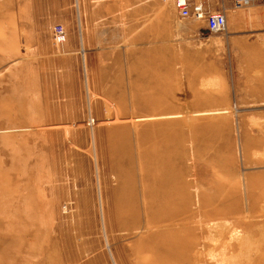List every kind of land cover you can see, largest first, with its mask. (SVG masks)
Returning <instances> with one entry per match:
<instances>
[{"label": "rangeland", "instance_id": "obj_1", "mask_svg": "<svg viewBox=\"0 0 264 264\" xmlns=\"http://www.w3.org/2000/svg\"><path fill=\"white\" fill-rule=\"evenodd\" d=\"M227 30L163 0H0V264L168 260L150 206L207 251L234 231L264 253V114L234 104Z\"/></svg>", "mask_w": 264, "mask_h": 264}, {"label": "crops", "instance_id": "obj_2", "mask_svg": "<svg viewBox=\"0 0 264 264\" xmlns=\"http://www.w3.org/2000/svg\"><path fill=\"white\" fill-rule=\"evenodd\" d=\"M262 8L261 4L254 5L248 9L249 15L238 10L228 15L230 35L226 42L236 53L232 61L236 71L234 104L258 106L245 110L264 114V19L252 15Z\"/></svg>", "mask_w": 264, "mask_h": 264}, {"label": "bare ground", "instance_id": "obj_3", "mask_svg": "<svg viewBox=\"0 0 264 264\" xmlns=\"http://www.w3.org/2000/svg\"><path fill=\"white\" fill-rule=\"evenodd\" d=\"M228 23V22H227ZM218 43H221V40H217ZM156 104V103H155ZM154 104V105H155ZM158 105V104H156ZM152 106L153 110L155 109L153 105H150ZM160 107V106H159ZM158 109V108H157ZM156 110V109H155ZM154 110V111H155ZM158 112V110H157ZM157 117V116H156ZM155 117V118H156ZM159 117V115H158ZM157 120V119H156ZM158 124V123H157ZM136 130V129H135ZM137 131V130H136ZM131 146V145H130ZM130 150V149H129ZM129 153V152H128ZM152 189V188H151ZM157 189V188H156ZM142 190V189H141ZM145 191V190H144ZM157 192V191H156ZM145 193V192H144ZM148 193V192H147ZM150 193V192H149ZM152 193V192H151ZM149 195V194H148ZM156 196V194H155ZM156 198V197H155ZM147 199V198H146ZM151 199V198H150ZM153 199V198H152ZM153 205V204H152ZM155 205V204H154ZM163 207V206H162ZM146 208V207H145ZM151 208L152 206H150V209H147L146 211V214H147V221H148V224L150 226H154V227H167V228H170L171 230L173 229L174 232L172 231L171 233V237H169L168 239H166L168 236L165 237V243H164V239L162 240L163 241V245L161 246L162 249L160 248H157L156 245L155 247L158 249V253L159 251L161 252H166L169 254L170 257H168L167 259L168 260H163L162 259V256L160 255H156V258H155V261L153 262V264H166L165 262H167L168 264H172L171 261L173 262V260H177V259H181L182 257L186 258L191 252H194L193 253V256H194V259L196 258V261L199 260L200 261H203L202 264H264V253L263 254H256V255H250L249 254V250H250V243H249V240L250 238H246V237H240V235H238L237 233H234L233 232H230L229 236L224 240H221L220 241V244L216 245L214 244L215 246H213L210 250L207 251V249H203V247H205V244H200V243H195V241L192 239V240H188V237L185 236V234H183V236L180 235V231L182 230H178L174 227L178 226V225H183L185 223H187L188 219L186 218L187 216H183L182 217V213L180 212H176V211H173V210H169L167 211L166 209L164 210L167 211L166 213H163V208H161V212L162 214H158L159 212H153L151 211ZM159 208H160V204H159ZM155 209V208H154ZM145 210V209H144ZM158 210V209H157ZM144 212V211H143ZM142 214V213H141ZM145 214V216H146ZM186 215V214H185ZM148 225V226H149ZM149 228V227H148ZM151 228V227H150ZM226 229V227H225ZM236 229V228H235ZM221 230V229H220ZM234 230V229H233ZM183 231H186L185 233L187 234L188 233V229H184ZM231 231V230H230ZM220 232V231H219ZM223 231H221L219 234H221L223 236V238L225 237L224 236V233H222ZM236 232V231H235ZM183 233V232H182ZM226 234V233H225ZM167 235V234H166ZM170 235V234H168ZM215 235V234H213ZM165 236V235H163ZM162 237V236H160ZM206 238H209L211 240H213V238H211L210 236H206ZM205 238V240H206ZM160 239V238H159ZM150 240V239H149ZM156 240V239H155ZM161 240V239H160ZM158 240V241H160ZM154 241V240H153ZM202 242V241H201ZM251 242V241H250ZM145 243V242H144ZM218 243V242H216ZM148 244V243H147ZM154 244V242H153ZM158 244H160L158 242ZM249 244V245H248ZM151 245V243H150ZM147 247V245H145ZM153 246V245H152ZM145 247V248H146ZM150 247H148V250H152L150 249ZM182 248L184 249V251H182ZM140 249V248H139ZM156 249V250H157ZM218 250V251H217ZM232 251L233 253L236 251V250H239V252H241L242 250L244 251H247L249 255L248 258L246 257V259H240V260H231L227 257V255L230 254V256H233L234 254L233 253H229L227 254L226 251ZM234 250V251H233ZM155 251V250H154ZM190 251V252H189ZM243 251L241 253H243ZM147 252V248H146V251ZM149 252V251H148ZM157 252V251H156ZM156 252L153 254L155 255ZM246 252V254H247ZM153 253V252H152ZM185 253V254H184ZM184 254V255H183ZM191 256V255H190ZM209 256H211V258H209ZM149 257H150V254H149ZM155 257V256H154ZM204 257V258H203ZM146 258V257H145ZM144 258V259H145ZM151 259L153 257H150ZM143 259V260H144ZM148 259V258H147ZM146 259V260H147ZM151 259L150 262H151ZM154 259V258H153ZM192 259V257H191ZM146 260H144L145 263L149 264ZM153 261V260H152ZM194 261V260H193ZM170 262V263H169ZM179 262V261H177ZM176 262V264H177ZM175 263V261H174ZM152 264V262L150 263ZM183 264V263H181ZM186 264V263H185ZM193 264V263H192ZM201 264V263H200Z\"/></svg>", "mask_w": 264, "mask_h": 264}, {"label": "built area", "instance_id": "obj_4", "mask_svg": "<svg viewBox=\"0 0 264 264\" xmlns=\"http://www.w3.org/2000/svg\"><path fill=\"white\" fill-rule=\"evenodd\" d=\"M170 2L182 18L204 20L207 29L212 33L227 32V5L225 0H163ZM256 1L264 0H231L234 8H244ZM220 4L219 7L215 5ZM53 38L57 44L67 41L68 34L63 24L53 27Z\"/></svg>", "mask_w": 264, "mask_h": 264}]
</instances>
